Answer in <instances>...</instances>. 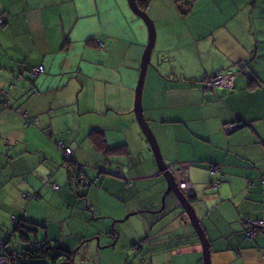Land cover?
<instances>
[{
	"label": "crops",
	"instance_id": "0c3cea01",
	"mask_svg": "<svg viewBox=\"0 0 264 264\" xmlns=\"http://www.w3.org/2000/svg\"><path fill=\"white\" fill-rule=\"evenodd\" d=\"M176 10L175 0L147 8L156 37L141 112L166 167L189 168L186 195L211 264H264V0H196L186 15ZM1 14L0 91L13 89L11 109H0V240L9 248L15 216L42 229L28 246L72 254L57 264H203L171 192L162 208L166 175L134 117L148 38L126 0H0ZM40 65L34 80L21 71ZM216 74L233 88L206 90ZM25 113L36 126L25 125ZM235 122L241 128H226ZM57 142L71 149L63 166ZM100 193L107 205L96 209ZM251 221L261 222L252 238Z\"/></svg>",
	"mask_w": 264,
	"mask_h": 264
},
{
	"label": "water",
	"instance_id": "95a60500",
	"mask_svg": "<svg viewBox=\"0 0 264 264\" xmlns=\"http://www.w3.org/2000/svg\"><path fill=\"white\" fill-rule=\"evenodd\" d=\"M127 5L131 13L137 16L138 18H140L144 22L148 33V41L142 55L139 80L136 87V95H135L136 99H135V110H134L135 117L144 136L146 137L151 147V150L153 152L154 158L157 162L160 171H162V173L166 175L165 178L167 180L168 187L164 194V197L170 192L175 196L174 198L176 203L174 205V211H177L179 210L178 208H181L182 209L181 211L187 214L189 221L193 226L202 247L203 264H211L210 249L206 238V233L200 224L195 209L193 208L189 198L179 191L177 184L173 178V175L167 170V167L161 157V153L158 144L155 140V137L153 136L152 131L145 122L143 113L141 112V92H142L146 68L149 65L150 55L154 47V42L156 37L155 26L153 20L150 19L149 15L138 7L136 0H127ZM164 197L162 199V208L164 207L165 204Z\"/></svg>",
	"mask_w": 264,
	"mask_h": 264
},
{
	"label": "trees",
	"instance_id": "16d2710c",
	"mask_svg": "<svg viewBox=\"0 0 264 264\" xmlns=\"http://www.w3.org/2000/svg\"><path fill=\"white\" fill-rule=\"evenodd\" d=\"M151 1L152 0H136V3L141 10L146 12ZM0 19H3L2 23H0V30L3 31V29L7 26L8 18L6 15L1 14ZM36 67H29L28 69L27 68L22 69L21 71H24L25 76L30 77L32 80H34L38 76L33 75L32 69H34ZM249 77L250 76H248V78ZM248 82H249L248 84L250 86H252L253 83H257V81H255V79H253V78H249ZM213 88H216V87H213ZM213 88H210V89L205 88V89L211 90ZM221 88H223V87H221ZM231 88H233V82L231 84ZM10 89L11 90L13 89V84H8L7 90L3 89L4 92L0 96L4 100L5 105H4V107H0V109H3V110L11 109L8 105V100H7V98H8L7 92ZM13 111L17 114L20 113V109L13 110ZM231 124L238 125V126H240L239 128H241V126H242L241 122H235V123H231ZM231 124H227V125H231ZM15 225L16 226L14 229V234L18 235L19 239L23 243H26L29 240V233L30 232H35L34 229L22 225L19 221ZM4 244H5V255H4L5 256L4 257L5 264H46L45 262H43V260H46V259L52 260V264H57L58 261L62 258L64 259L65 262H68L72 259V254L70 252L65 251L63 249H60V248L52 249L47 244L40 245L37 248H33V249H28L27 247H25V248H23V253L21 255L14 254L10 250V248L7 247L6 242H4ZM9 256L16 257V261H12L11 257H9ZM24 261H26V262H24Z\"/></svg>",
	"mask_w": 264,
	"mask_h": 264
},
{
	"label": "built area",
	"instance_id": "2783aa9c",
	"mask_svg": "<svg viewBox=\"0 0 264 264\" xmlns=\"http://www.w3.org/2000/svg\"><path fill=\"white\" fill-rule=\"evenodd\" d=\"M179 1H185V0H179ZM3 19H0V23H2ZM33 71V75L37 76L38 74H41L44 72V67L43 66H37L36 68L32 69ZM231 84H232V79L231 78H226L223 77L222 75L216 74L212 77H210L209 79H207V81L205 82V88H213V87H228L231 88ZM4 91L1 90L0 91V95L3 93ZM5 102L2 99V97L0 96V107H4ZM22 117L25 120V125H36L38 123L37 118H30L27 116V114H22ZM240 126L235 125V124H231V125H227L226 128L230 129L231 131L238 129ZM56 147L62 152V154L64 155V159L66 161L69 160L70 158V154H71V149L66 146L64 144V142H57ZM79 171H81L82 166H78ZM168 169L170 171H175L177 174V184L178 187L181 191L183 192H188L191 190V185L189 182V177H188V172H189V168L186 164H179V165H171L168 167ZM218 168L217 166H213L210 169V173L211 174H215L217 172ZM82 180H84L83 176L79 175L77 178L78 182H81ZM263 182H264V178H263ZM220 183V180H216L211 186H213L214 188H218ZM86 186H89L88 183H86ZM53 188L55 190H58V186L53 185ZM35 197V196H34ZM261 225V222H250L249 223V227L246 230V234L248 237H254L255 235V230L258 226ZM137 247H140V245H138ZM4 252H5V245L2 241H0V264H5V260H4ZM11 257L12 261H16V257L14 256H9ZM261 258L264 262V251H262V255Z\"/></svg>",
	"mask_w": 264,
	"mask_h": 264
},
{
	"label": "rangeland",
	"instance_id": "374dc122",
	"mask_svg": "<svg viewBox=\"0 0 264 264\" xmlns=\"http://www.w3.org/2000/svg\"><path fill=\"white\" fill-rule=\"evenodd\" d=\"M196 0H185V1H179V0H175V2H176V4H177V7L179 8V11L178 10H176L177 11V14L181 17V16H184V15H186V13H187V11L189 10V8L191 7V5L195 2ZM126 2H127V0H126ZM166 2H169V0H166ZM174 4V3H173ZM159 4H155V6H154V11L155 10H159V8L158 9H155V8H157V7H159L158 6ZM163 7H165L166 9H169V5L167 6H163ZM171 8V7H170ZM147 11V10H146ZM148 13V12H147ZM131 15V18H132V20H134V22L135 23H138V24H140L141 26H142V28L144 27V28H146V26H145V24H144V22L140 19V18H138L137 16H135L134 14L132 15V14H130ZM148 15H149V13H148ZM150 17V16H149ZM150 19H151V17H150ZM152 20V19H151ZM146 30H147V28H146ZM72 35H74V33L72 34ZM71 35V36H72ZM147 38H148V33H147ZM147 44L145 43L144 44V47H143V49H142V52H141V56H142V53H143V51H144V49H145V46H146ZM137 87V86H136ZM135 87V88H136ZM136 89H134V91H135ZM135 117V116H134ZM51 143H53V142H51ZM54 145V144H53ZM54 147H55V149L59 152V154L61 155V160H62V166H63V164H65V163H67V161L64 159V155L62 154V152L58 149V148H56V145H54ZM150 147V146H149ZM150 151H151V149H149ZM150 154H152V152L150 153ZM152 156H153V154H152ZM153 159H155V158H153ZM154 162H156V160L154 161ZM157 164V163H156ZM56 165H57V167L61 170V171H65V169L64 168H62V167H60V164L59 163H56ZM82 166V165H81ZM158 166V165H157ZM82 169H83V167H82ZM51 172H52V174H53V176L55 175V170H51ZM51 178V175H48L47 177H46V181L47 182H49V180L48 179H50ZM77 180V179H76ZM74 181L75 182V185L77 184V181ZM52 183V182H51ZM53 185H55V184H51V186H52V189L53 190H55L54 188H53ZM57 186V185H56ZM167 188V187H166ZM166 188H165V192H166ZM57 191V190H56ZM165 192H164V194H165ZM164 194H162L161 196V202H162V199H163V196H164ZM28 195H30V194H28ZM36 194H32L31 196H30V198H26L27 200H30V199H33V197L35 196ZM100 196L102 197H100L99 199L98 198H94V205H95V208L96 209H98L99 207H104L105 205H107V202H106V200H104L103 198H104V194L103 193H100ZM174 196V195H173ZM93 197H96V195H94ZM175 197V196H174ZM76 198L79 200V201H84L85 199H79V197H77L76 196ZM85 202V201H84ZM179 210H182L181 208H178ZM125 217V216H124ZM14 218H16L17 220H19V218L18 217H15V216H13V219ZM12 219V221H11V225L13 224L14 225V229H15V223H14V220ZM125 223H127V222H123V225L125 226ZM29 227H31V226H29ZM33 228V227H32ZM34 228H36V230L38 231V232H40V236L42 235V229L41 228H37V227H35L34 226ZM33 228V229H34ZM14 229H13V238H12V241H11V243H9V248H10V250L14 253V254H16V255H21L22 253H23V248L24 247H27L28 249H33L31 246H28L29 244H27V243H23L20 239H19V236L18 235H16V234H14ZM29 238L32 240L33 239V234L32 235H29ZM1 241H4V240H1ZM31 244L32 245H37V244H35V242H33V241H31ZM112 244L114 245V242L112 241ZM141 246V245H140ZM53 247H55V246H53ZM132 251V250H131ZM43 262H45L46 264H52V260H50V259H46V260H43Z\"/></svg>",
	"mask_w": 264,
	"mask_h": 264
},
{
	"label": "clouds",
	"instance_id": "9594fccd",
	"mask_svg": "<svg viewBox=\"0 0 264 264\" xmlns=\"http://www.w3.org/2000/svg\"><path fill=\"white\" fill-rule=\"evenodd\" d=\"M26 114V113H25ZM22 115V114H21ZM36 118V117H35ZM38 120V119H37ZM37 125V124H36ZM36 125H32V126H36ZM70 162V158H69V160L67 161V163H69ZM173 165V164H172ZM81 166V165H80ZM169 166H171V165H168L167 166V170L169 171V172H172L173 173V171H170L169 169H168V167ZM218 167V166H217ZM77 170L79 171V168H78V165H77ZM82 170V169H81ZM80 172L81 171H79V175H80ZM173 174H175V173H173ZM175 176H176V174H175ZM176 184H177V178H176ZM191 185V184H190ZM177 187H178V184H177ZM219 187V186H218ZM178 189H179V187H178ZM191 190H192V187H191ZM190 190V191H191ZM179 191L182 193V194H184L185 196H188V195H186V194H188L190 191H188V192H183V191H181L180 189H179ZM14 220V223L16 224V223H18V221L19 220H17L16 218H14L13 219ZM251 222H253V221H251ZM250 223V222H249ZM248 227H249V225H248ZM248 229V228H247ZM255 233H256V230H255ZM245 234H246V231H245ZM247 235V234H246ZM1 241V240H0ZM3 243L5 242V241H2ZM5 245V244H4ZM7 245V244H6ZM8 247V246H7ZM141 247V246H140ZM4 255H5V252H4Z\"/></svg>",
	"mask_w": 264,
	"mask_h": 264
},
{
	"label": "bare ground",
	"instance_id": "6f19581e",
	"mask_svg": "<svg viewBox=\"0 0 264 264\" xmlns=\"http://www.w3.org/2000/svg\"><path fill=\"white\" fill-rule=\"evenodd\" d=\"M245 124V123H244ZM238 130V129H237Z\"/></svg>",
	"mask_w": 264,
	"mask_h": 264
}]
</instances>
